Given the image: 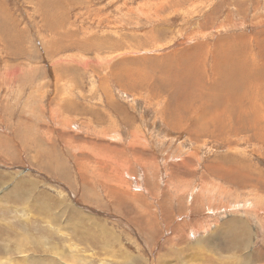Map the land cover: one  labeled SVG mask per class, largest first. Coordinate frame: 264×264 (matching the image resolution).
I'll use <instances>...</instances> for the list:
<instances>
[{
  "label": "rangeland",
  "instance_id": "1",
  "mask_svg": "<svg viewBox=\"0 0 264 264\" xmlns=\"http://www.w3.org/2000/svg\"><path fill=\"white\" fill-rule=\"evenodd\" d=\"M0 262L264 264V0H0Z\"/></svg>",
  "mask_w": 264,
  "mask_h": 264
},
{
  "label": "bare ground",
  "instance_id": "2",
  "mask_svg": "<svg viewBox=\"0 0 264 264\" xmlns=\"http://www.w3.org/2000/svg\"><path fill=\"white\" fill-rule=\"evenodd\" d=\"M221 48H222V46L219 47V50H220ZM252 90H253V89H252ZM252 107H253V106H252ZM247 108H248V107H247ZM247 108H246V109H247ZM251 109H252V108H251ZM251 109H250V110H251ZM253 109H254V107H253ZM242 110L244 111V109H242ZM247 110H248V109H247ZM243 111H242V112H243ZM239 115H240V114H239ZM259 123H260V122H259ZM208 129H209V128H208ZM209 130H210V129H209ZM219 130H220V129H219ZM211 131H212V129H211ZM206 132H208V131L206 130ZM208 134H210V133H208ZM0 263H1V262H0Z\"/></svg>",
  "mask_w": 264,
  "mask_h": 264
}]
</instances>
